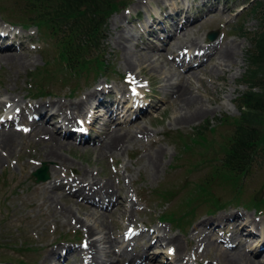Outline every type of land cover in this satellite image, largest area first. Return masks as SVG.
I'll use <instances>...</instances> for the list:
<instances>
[{"label": "rangeland", "instance_id": "rangeland-1", "mask_svg": "<svg viewBox=\"0 0 264 264\" xmlns=\"http://www.w3.org/2000/svg\"><path fill=\"white\" fill-rule=\"evenodd\" d=\"M125 1L127 4L120 6L109 16L104 28L102 46L105 52L103 51L102 60L106 62V69L97 73L90 70L86 77H79L68 74L69 69L60 64L58 51L53 46L54 38L47 37L34 28L22 30L18 27L12 28L5 23L15 21L13 14L17 9L21 10L24 6L23 0H0V27L5 29L10 40L14 43L9 49L17 48L18 52H21L20 47L26 45L28 50V53H22L23 61L28 60L26 66H17L16 64L12 66L0 62V101L3 102L7 97H13L20 107L38 101L55 104L85 101L88 110L89 106H96L95 112L91 114L93 117L96 116V112L103 113L104 102H113L115 98L123 100L119 109L121 113L125 110L126 106L124 105H130V101H126L124 96H127L128 100L131 97L143 103L146 109L133 122L146 127L149 131V136L146 139H138L131 147L129 146L113 158H107L108 163L105 161L106 159L102 160V157L97 156L96 158L94 151L83 150V146H76L69 140L71 148H65L61 151L68 163L66 162L65 168L60 169L58 176L60 178L72 177V175L78 176L82 172L88 171L95 180L100 181V176H104L106 172L111 174L116 172L112 181L123 187L126 196L133 200L136 207L129 214V216L131 215L130 219H127L126 216L119 217L117 213L107 220L113 230V237L118 239L120 235L124 234L126 227L122 226L123 224L129 226L128 228L134 227L136 231H142L145 228L144 225L147 226V222H149L148 227L150 229H162V233L159 232L156 235L164 233L166 234L164 237L177 236L181 242V247L185 249L190 264H196L197 259L201 260L202 263L211 264L210 262H212L214 264L220 253L227 249L225 246L235 244V236L237 237L235 241L240 240L244 243L246 242V234H257L256 230L259 226L254 225L249 229L247 228V233L246 231L239 232L238 228L241 223L247 221L251 223L254 218V220L260 221L264 227V214L257 216L249 209H241L243 206H234L235 202L228 203L229 198L233 196L229 191L223 189V185H220L221 179L226 177L224 172L218 173L219 175L215 176L207 188H202L199 185V181L203 180L202 178L206 176L211 166H219V161H213V158L219 159L221 157L216 151L223 150L222 144H226L227 138L234 129L233 118L235 119L238 115L235 99L236 96L245 91V86L239 81L242 79L241 76L246 67L243 60L244 53L249 48L247 35L245 37L240 36L239 30L251 33L257 29V22L250 15V8L254 0ZM215 2L218 8L215 7L213 10H226V15L221 16V19H218L216 14L213 16L203 15L210 11V9L206 11L207 6ZM177 8H184L183 12L178 14L179 19L182 18L185 11L188 18H196V21L192 23L195 24L194 30H191V36L199 42L201 50L207 49V45H214L220 40L221 43L233 47L234 56L231 64L221 63L224 66L219 67L221 70L218 71L212 70L213 65L217 63L216 61L209 62L205 67L204 64H207V61L202 66L195 65L198 66L197 68L204 67V71L198 77L191 78L190 82L183 84L184 86L187 85L188 88L190 87L193 94H197L204 107L209 110L188 124L175 126L171 124V120L177 105L171 104L165 108L166 103L161 102L164 95L160 88L164 84L162 82L165 80L164 76L150 71L152 63L148 67H146L147 63H143L141 67L144 69L140 71L137 65L125 69L122 67L121 61L124 55L133 58L135 55L145 52L164 56L167 51L162 41L165 32L157 29H162L163 25L166 26L165 28H171L169 20L174 16V11ZM201 22L202 24H200ZM113 24H118L120 27L116 28L112 26ZM15 25L18 26V23ZM154 30L156 34L152 35L151 32ZM209 33L215 35L212 41L206 37ZM121 34L127 41L124 43L125 49L123 46L117 47L114 43L115 37ZM17 35L22 37L21 42L16 43V40L19 39ZM182 52L185 53L186 49ZM193 52L199 54V51ZM193 52L188 51L185 56L191 55ZM100 58L90 59L89 67L91 68L94 62L99 63ZM169 58L170 56H166V59ZM173 59L164 64L162 60L157 62L163 70L173 76V79H176V74H179L181 70L174 64L179 58L174 56ZM131 87H134L132 91H136V93L130 92ZM37 88L45 91L48 95L46 97L31 96ZM72 89L73 91H71ZM121 94L124 96L120 97ZM68 96L72 98H67ZM135 106L136 102L134 101L131 107L134 108ZM158 106L159 111L155 112V107ZM20 107L15 106L13 113L18 114L21 110ZM85 108L83 109L84 115L87 110ZM54 109L59 110L58 106L55 105L49 111L53 112ZM63 112L67 113L64 109ZM24 113L27 118L34 114L33 112L28 113V111H24ZM40 113L42 114V112ZM85 116L87 117V115ZM122 116L123 114L117 117L115 124L129 125L127 122L124 123ZM227 117H229V122L226 121L224 124ZM102 118L100 117L99 121L103 122ZM74 121V118L69 119V123ZM83 125L85 128L88 127L85 123ZM99 125L94 124L92 125L93 128H87L84 134H73V136L85 138L87 141L96 139L95 132H97ZM16 127L23 130L22 142H20L21 144L17 143L16 151L5 162L2 161L0 165V264H48L45 261V255L49 254L48 251L51 247L81 250L84 234L79 227L63 223L59 217L55 219L51 217L49 211L45 209V203L40 205L46 192L42 194L36 188L47 184V181L34 183L30 177V172L40 167L41 163H44L46 171L49 170V167L52 169L54 164L47 162L38 154L40 151L38 152V148L34 144L35 140L27 138L29 127L26 123H18ZM197 129L200 131L199 137L194 135ZM130 130H135V128L132 127ZM68 132L70 133V131ZM260 132L264 136V113ZM149 144H152V147H161L165 152L160 156L161 158L158 157L160 165L157 170L153 171L146 167L143 161L145 150L150 148V146L148 147ZM140 145H145V148H141ZM263 146L264 140L261 139L257 147ZM194 163L197 164L192 167ZM254 166H258L259 169H256L252 178L243 180L242 189H239L238 196H235L238 197L237 203H245L252 193L261 194L260 186L264 181V163ZM190 167L193 169L190 170ZM158 187L172 191L175 193L174 197L169 199L167 203H161L154 196V190ZM33 188L34 192L31 193ZM198 189L202 195L199 199L204 202H200L201 206L193 208V219L188 223L182 222L178 230H174L172 226L166 223H158L157 218L162 215L163 211H175L177 213L188 210V208H182V205L188 201V195L190 193L195 194L194 190ZM54 192L61 198L62 202L67 203V205L71 203V198L68 197L66 191L62 192L55 189ZM209 197L215 198L212 201V206L205 203ZM57 202L61 203L60 200ZM227 203L233 206L224 208L223 212H219L221 211L219 210L217 211L219 213L215 212L212 216L205 215L211 212L208 210L209 208L212 209L217 205ZM249 207L248 205L247 208ZM216 209L218 208L214 210ZM98 210L100 211V209ZM82 211L83 207H79L76 214ZM82 218L85 217L82 216ZM203 224L209 226L208 230H205L206 226ZM200 230L202 231L201 234L193 235L194 231ZM153 235L149 236V239H152ZM223 237L234 240L229 244ZM200 239L205 245L202 249L197 248ZM220 240H225L224 242L227 244L219 243ZM135 242L133 239L129 245L132 246ZM138 243L149 245L146 239L140 240ZM155 249L153 244L146 249L149 258L152 257ZM130 251L132 252V249ZM193 251L196 259L191 255ZM135 252L136 250L133 251V253ZM176 253L178 254L179 250ZM155 257L157 264H163L167 261L165 257L160 258L158 255ZM138 262V259L134 260L135 264ZM59 263L62 262L59 261ZM197 264L199 263L197 262Z\"/></svg>", "mask_w": 264, "mask_h": 264}, {"label": "bare ground", "instance_id": "bare-ground-1", "mask_svg": "<svg viewBox=\"0 0 264 264\" xmlns=\"http://www.w3.org/2000/svg\"><path fill=\"white\" fill-rule=\"evenodd\" d=\"M162 1L168 2L170 0ZM216 4L215 2L207 6L206 11L209 9L210 11L203 15L213 16L216 14L218 19H221V16L224 17L226 15L225 9L213 10L215 7L218 8ZM183 10L184 8H177V10L174 11V16H170V29L165 28L166 26L164 25L162 29H157L165 32V37L162 41L167 51L164 56L145 52L135 55L133 58L124 55L121 61L122 67L125 69H130L132 65H137L140 71L144 69L141 67L143 63H147L146 67L152 63L150 71L164 76L165 80L162 81L164 84L162 88H160L164 95L161 102L166 103L165 108L171 104L177 105L174 111V117L171 120V124L175 126L188 124L198 119L209 110L204 107L202 101L197 97L198 95L193 94L192 89H190V87L188 88L187 85L184 86L183 83L190 82L191 78L195 76L198 77L209 62L216 61L217 63L213 65L212 70L218 71L221 70L219 67L224 66L221 63L231 64L234 56L233 47L221 43L220 40L214 45H207V49L201 50L199 48V42L195 37L191 36V30L194 28L193 26L195 24L192 23L196 21V18H188L187 12L185 11L182 18L179 19L180 17L178 14L183 12ZM166 21L168 20L166 19ZM200 24H202V22ZM112 26L116 28L120 27L118 24H113ZM151 33L155 35L156 31L154 30V32ZM17 38L19 39L16 40V43L22 41L20 40L22 37L19 35H17ZM125 41L126 39L123 38L122 34L114 39L115 45H117V47L123 46V49H125ZM13 45L14 43L10 40V36L6 34L5 29L0 27V62L11 64L12 66L15 64L17 66H26L28 60L23 61L22 54L28 53L26 45L20 47L19 50L21 52H18L17 48L9 49ZM153 49H151L152 52H154ZM184 49H186L185 53L182 52ZM177 50L179 51L177 52ZM188 51H199V54L193 52L191 55L185 56ZM166 56H170V58L166 59ZM174 56L179 58L174 64L181 70L179 74H176V79H173V76L163 70L162 66L157 62L158 60H162L163 64L168 63L174 60ZM161 57H163V59H161ZM195 60L197 61L194 62ZM180 61L185 63H180ZM206 61L207 64H204ZM203 64L204 67L200 68H197L198 66H193H202ZM198 82H200L199 79ZM98 90H100V87H98ZM122 95L123 94H121L120 97ZM124 97H126V101H135L136 106L132 108L131 106L128 107V105H124L126 106L125 110L121 113L119 109L122 103L121 101L123 100L115 98L113 102H104L103 113L99 114L96 112V116H91L90 119L83 114V109L86 107L85 101H78V103L62 102V104H55L53 102L40 103L38 101L31 105H24L21 107L16 104L13 97H7L3 102L0 101V116L7 110L5 116L0 119V165L2 161L5 162L7 158L16 151L15 146H17V143L19 144L22 142V134L24 133L22 129L16 127V124L26 123L29 127L27 138H32L33 141L35 140L34 144L38 148V152L40 151L38 154L47 162L54 164L52 169H50V167L49 170L47 169V184L37 186L36 188L37 191H40L42 194L46 192L40 205L45 203V209L49 211L51 217L54 219L59 217L63 223L65 222L72 226L79 227L84 234L81 250L67 247L64 249L51 247L48 251L49 254L45 255V261L48 262V264H60L59 261L62 262L61 264H120L124 262L127 264H135V259L139 260L138 264H157L155 260L156 255L160 258H167V261L163 264H190L186 252L184 251L185 249L181 247V242L177 236L164 237L166 235L164 233L156 235V233H162V229L160 228L137 231L132 234V237H129V233L126 236L123 234L118 237L121 238V240L113 237V230L110 228L111 225L107 220L117 213L119 217L126 216L127 219H130L131 215L129 216V214L135 210L136 207L133 200L126 196L123 187L119 186V184H117V186L112 181V178H115L116 172L112 174L106 172L104 176H100V181L95 180L94 176L88 171L82 172L78 176L72 175V177L65 176L63 178L58 176V174H60V169L65 168L67 165L66 158L61 151L65 150V148H71V142L76 146H83V150L94 151V156L96 158L97 156L102 157V160L106 159L105 161L108 163L107 158H113L118 153L126 150L129 146L131 147L138 139H146L149 136V131L144 125L140 126L138 125L139 123L133 122V120L146 109L143 103L131 97L129 100L127 96ZM84 99H86V97H84ZM98 102L100 101L98 100ZM12 105L14 106L11 108V113L9 108ZM55 105L58 106L59 110L56 111L54 109L53 112H50L49 110L54 108ZM15 106L21 109L18 114L13 113L15 112L13 111ZM63 109L66 110L67 113H64ZM157 110L159 111V106L155 107V112ZM24 111H28V113L33 112L34 116L27 118ZM86 111H88V109ZM40 112H42V114ZM93 112H95V109L92 110L91 114H93ZM122 114L123 116L121 118H123L124 123L127 122L129 125L123 126V124H115L117 117ZM103 115L104 117L102 118ZM8 116H10L9 119L7 118ZM100 117L103 119V122L99 121ZM143 117H145V115H143ZM73 118L75 121L69 123V119ZM83 123L88 127L85 128ZM94 124H100L97 132H95L96 139L87 141L85 138L73 136V134H84L86 129L93 128L92 125ZM132 127L135 128V130H130ZM68 131H70V133ZM140 146L141 148H145V145ZM149 146L150 148L145 150L143 161L145 166L153 171L157 170L159 167L158 157H160L164 151L161 147H152V144H149L148 147ZM122 179L124 180V177H122ZM55 189L62 192L66 191L67 195H69L68 197L71 198H69L71 203L67 205V203L62 202L61 198L55 194ZM33 192L34 188L31 190V193ZM58 200H60L61 203H58ZM79 203L81 204L78 205ZM78 206L83 207V211L76 214L79 208ZM97 208L100 209V211ZM82 216L85 218H82ZM251 223L250 221L241 223L238 231H246L247 233V228L249 229L254 225L259 226V228H257L258 230H256L257 234H246V242L244 243L240 240L238 242L235 241L237 239L236 236L235 240L233 238H226V242H232L234 240L235 244L233 246H225L227 249L220 253V256L217 257L214 264H264V254H262V251H264V227L260 221L254 220V218L251 220ZM203 226H206V224H203ZM208 228L209 226H206L205 230H208ZM197 233L201 234L202 231H194L193 235ZM151 235H153V238L149 239ZM133 239H135L136 242L130 246L129 244ZM145 239L149 245L138 243L140 240L144 241ZM202 239L204 240V238ZM248 240H250V243H253V245L248 244ZM224 241L225 240H220L219 243L224 244ZM202 242L203 241L200 239L197 248L202 249L205 246ZM119 243L120 246H116ZM152 244L156 249L151 255L152 257L149 258L146 249ZM131 249L132 252L130 251ZM177 249L179 250L178 254L176 253L178 251ZM134 250H136L135 253H133ZM191 255L195 258L194 251ZM197 262L199 264H208V262L202 263L199 259L195 261L196 264ZM210 263L213 264L212 262Z\"/></svg>", "mask_w": 264, "mask_h": 264}, {"label": "trees", "instance_id": "trees-1", "mask_svg": "<svg viewBox=\"0 0 264 264\" xmlns=\"http://www.w3.org/2000/svg\"><path fill=\"white\" fill-rule=\"evenodd\" d=\"M23 2L24 6L21 10L17 9L13 14L14 22L23 27H34L41 34L54 38L53 46L58 51L59 62L69 69L68 74L86 77L90 70L97 73L106 69V62L102 60L103 51L105 52L102 46L104 28L109 16L120 6H125L127 1L23 0ZM250 15L256 20L257 29L251 33L239 30L240 36L247 35L249 48L244 53L243 60L246 67L239 81L245 86V91L235 99L238 115L233 118L234 129L227 138L226 144H222L223 150L216 151L221 157L213 158V161H219V166H211L203 180L199 181L202 188H207L215 176L219 175L218 173L224 172L226 177L221 179L220 185H223V189L229 191L233 196L231 198L235 199H238L235 196H238L237 192L242 189L243 180L252 178L256 169H259L254 165L264 163V146L257 147L258 142L264 140L260 132L264 113V0H254ZM98 57H101V61L94 62L90 68L89 60ZM47 95L45 91L37 88L31 96ZM226 121L229 122V117L224 120V124ZM197 130L195 137L200 136V131ZM196 164L194 163L192 167ZM192 169L190 167V170ZM194 191L195 194L190 193L188 201L182 205V208L188 210L177 213L164 212L160 218L171 223L174 228L181 227L182 222L188 223L193 218V208L201 206L200 202H204L199 199L202 196L200 190ZM260 191L261 194L252 193L246 200L257 212L264 208V181ZM174 194L160 187L154 190V196L162 203H167ZM213 199L215 198L209 197L205 203L212 206Z\"/></svg>", "mask_w": 264, "mask_h": 264}, {"label": "water", "instance_id": "water-1", "mask_svg": "<svg viewBox=\"0 0 264 264\" xmlns=\"http://www.w3.org/2000/svg\"><path fill=\"white\" fill-rule=\"evenodd\" d=\"M207 38L209 40H212L214 38V34L211 33L207 36ZM30 176L32 177L34 183H39V182H44L48 179V175H47V171H46V167L41 164V167H39L38 169L32 171L30 173Z\"/></svg>", "mask_w": 264, "mask_h": 264}]
</instances>
